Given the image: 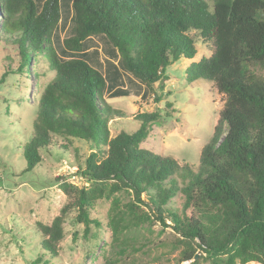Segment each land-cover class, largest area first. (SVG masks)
Listing matches in <instances>:
<instances>
[{
	"label": "trees",
	"instance_id": "1",
	"mask_svg": "<svg viewBox=\"0 0 264 264\" xmlns=\"http://www.w3.org/2000/svg\"><path fill=\"white\" fill-rule=\"evenodd\" d=\"M63 5L70 6L71 26L60 40ZM0 21V39L18 54L16 69L9 62L1 82L15 70L28 71L31 61L35 71L46 68L41 76L52 72L37 93L21 147L23 171L39 165L52 143L63 150L73 138L93 144L78 168L87 185L56 178L68 201L50 224L36 222L41 250L35 263L50 264L56 255L68 212L76 211L85 236L91 224L101 225L91 212L106 199L114 241L145 222L174 232L146 264H264V76L252 70L264 68V0H0ZM94 35L105 37L117 64L108 58L101 69L90 62L87 40ZM198 44L210 54L196 58ZM180 59L190 60L189 82L212 81L224 97L197 170L140 146L159 110L137 112L136 130L110 135L111 122L125 114L106 94L125 95L122 72L158 102L155 84L168 80L167 66ZM123 192L127 202L119 198Z\"/></svg>",
	"mask_w": 264,
	"mask_h": 264
},
{
	"label": "rangeland",
	"instance_id": "2",
	"mask_svg": "<svg viewBox=\"0 0 264 264\" xmlns=\"http://www.w3.org/2000/svg\"><path fill=\"white\" fill-rule=\"evenodd\" d=\"M68 6H62V20L56 31L60 40L70 32ZM87 44L90 62L95 65L98 61L104 69L106 59H112L107 53L110 46L105 37L91 36ZM95 49L97 55L92 54ZM202 54L208 56L210 51L198 44L196 58L199 59ZM17 60L16 49L1 38L0 78L9 62L16 69ZM112 60L117 64L116 58ZM189 62L180 59L167 66L169 79L156 83L154 87V92L162 96L158 102L154 101L151 92L144 94V85L125 72H122L119 84L126 90L125 95L106 94V101L113 109L125 114L111 122V136L120 130H136L141 124L133 119L137 112L159 110L161 117L151 124L140 146L169 155L180 164L186 163L197 170L201 149L213 134L224 97L212 81L198 78L189 82L185 73ZM32 65L31 61L28 71L17 73L15 70L0 81V264H37L34 260L41 250V237L35 224L37 221L50 224L68 201L56 178L62 177L77 186L87 185L78 168L84 167L85 159L93 151L91 141L78 138H73L67 150L52 143L49 150L42 152L39 165L32 171H23L26 161L21 147L30 136L37 93L52 76L50 71L41 76L40 73L46 70L43 64L38 66L37 71ZM252 70L264 76V68L255 67ZM119 198L127 202L131 197L123 192ZM109 206L110 201L106 199L94 204L91 214L100 220L101 225L91 224L86 236L84 225L75 220L76 211L68 212L63 223L64 236L57 243V252L50 264L154 263L158 243L175 237L171 228L162 229L158 222L153 221L125 230L124 238L114 241L106 225ZM176 254V250L171 253L172 256ZM246 264L260 263L251 261Z\"/></svg>",
	"mask_w": 264,
	"mask_h": 264
},
{
	"label": "water",
	"instance_id": "3",
	"mask_svg": "<svg viewBox=\"0 0 264 264\" xmlns=\"http://www.w3.org/2000/svg\"><path fill=\"white\" fill-rule=\"evenodd\" d=\"M197 255H198V254H196L194 258H196V257H197Z\"/></svg>",
	"mask_w": 264,
	"mask_h": 264
}]
</instances>
